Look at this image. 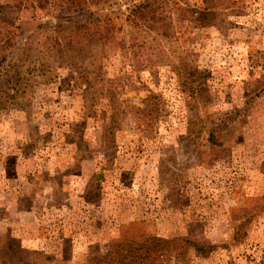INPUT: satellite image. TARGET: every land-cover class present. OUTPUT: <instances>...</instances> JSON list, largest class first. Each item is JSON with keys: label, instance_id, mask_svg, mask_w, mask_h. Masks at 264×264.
<instances>
[{"label": "rangeland", "instance_id": "rangeland-1", "mask_svg": "<svg viewBox=\"0 0 264 264\" xmlns=\"http://www.w3.org/2000/svg\"><path fill=\"white\" fill-rule=\"evenodd\" d=\"M8 103L0 264H264V0H0Z\"/></svg>", "mask_w": 264, "mask_h": 264}, {"label": "trees", "instance_id": "trees-1", "mask_svg": "<svg viewBox=\"0 0 264 264\" xmlns=\"http://www.w3.org/2000/svg\"><path fill=\"white\" fill-rule=\"evenodd\" d=\"M58 29H61V26ZM54 30L50 29L44 35L48 37V34ZM12 38H14V33ZM20 53L21 59L18 62H28L30 50L24 47ZM32 62L30 63L32 64ZM14 98L11 100H14ZM8 105L10 104L0 106V110L8 108ZM123 229L124 227L121 229L120 238L108 246L107 252L96 257L97 261L108 264H168V262L181 264L188 249H185V247H191L195 252L202 250L198 246L184 240H177L174 243L155 240L148 231L143 230V227L140 228L139 233L131 235L129 232L123 231Z\"/></svg>", "mask_w": 264, "mask_h": 264}]
</instances>
